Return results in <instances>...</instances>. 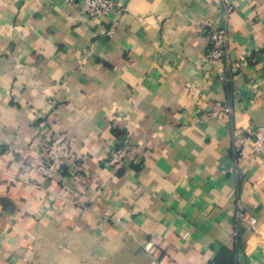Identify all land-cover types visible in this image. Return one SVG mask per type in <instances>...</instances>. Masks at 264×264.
I'll list each match as a JSON object with an SVG mask.
<instances>
[{"label":"crops","instance_id":"0c3cea01","mask_svg":"<svg viewBox=\"0 0 264 264\" xmlns=\"http://www.w3.org/2000/svg\"><path fill=\"white\" fill-rule=\"evenodd\" d=\"M113 1L90 18L0 0V264H264V148L232 147L264 126V0L235 1L212 62L220 0ZM218 103L232 112L210 116ZM58 130L82 160L46 178Z\"/></svg>","mask_w":264,"mask_h":264},{"label":"built area","instance_id":"2783aa9c","mask_svg":"<svg viewBox=\"0 0 264 264\" xmlns=\"http://www.w3.org/2000/svg\"><path fill=\"white\" fill-rule=\"evenodd\" d=\"M65 3L77 6L81 12L90 18H99L115 6L113 0H63ZM223 5L222 15L224 24L214 29L210 33L209 44L210 49L205 59L209 61L222 60L223 56L228 53L229 32L226 22L229 19L230 13L234 9L236 0H220ZM232 112V108L228 104H216L209 110L210 116L222 118ZM252 143L253 150L258 152L264 148V126H259L254 132H245L241 128L235 129L233 132L232 147L235 152V160L240 162L246 155V146ZM42 148L45 156L38 165V171L49 178L52 174L64 166H72L78 169L82 157L75 151L74 138L64 130H58L54 136H44L42 138ZM131 144L115 146L108 155L106 163L108 165H119L126 158L131 156L133 151ZM235 217L237 222L249 229L255 230L258 220L250 214L242 202L238 201L235 208ZM117 223H122L120 218H113Z\"/></svg>","mask_w":264,"mask_h":264}]
</instances>
